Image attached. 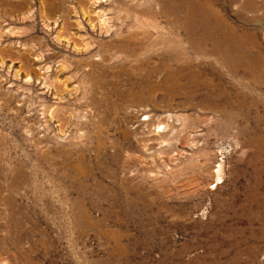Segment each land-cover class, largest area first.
I'll return each mask as SVG.
<instances>
[{
    "label": "rangeland",
    "instance_id": "rangeland-1",
    "mask_svg": "<svg viewBox=\"0 0 264 264\" xmlns=\"http://www.w3.org/2000/svg\"><path fill=\"white\" fill-rule=\"evenodd\" d=\"M0 264H264V0H0Z\"/></svg>",
    "mask_w": 264,
    "mask_h": 264
},
{
    "label": "bare ground",
    "instance_id": "bare-ground-1",
    "mask_svg": "<svg viewBox=\"0 0 264 264\" xmlns=\"http://www.w3.org/2000/svg\"><path fill=\"white\" fill-rule=\"evenodd\" d=\"M162 127H163V125H160V126L158 125V127H157V128H158V131H159V129L162 128ZM220 169H221V166H220V164H219L218 170L216 171V173H217V174H216V175H217V180H219L218 182H220V179H221V175H220L221 170H220ZM218 184H219V183H218Z\"/></svg>",
    "mask_w": 264,
    "mask_h": 264
}]
</instances>
